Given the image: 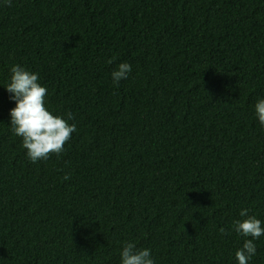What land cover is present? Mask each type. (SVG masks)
<instances>
[{"label": "trees", "instance_id": "16d2710c", "mask_svg": "<svg viewBox=\"0 0 264 264\" xmlns=\"http://www.w3.org/2000/svg\"><path fill=\"white\" fill-rule=\"evenodd\" d=\"M16 64L74 117L59 157L30 162L11 131ZM260 99L264 0H0V264H121L126 242L238 264L233 221L264 225Z\"/></svg>", "mask_w": 264, "mask_h": 264}, {"label": "clouds", "instance_id": "9594fccd", "mask_svg": "<svg viewBox=\"0 0 264 264\" xmlns=\"http://www.w3.org/2000/svg\"><path fill=\"white\" fill-rule=\"evenodd\" d=\"M12 0H4L5 6H11ZM109 64L112 60L108 61ZM132 66L120 63L111 73L114 86L118 87L121 80L128 78ZM10 82L5 87L10 94L9 99L15 102V107L10 110V127L12 133L22 138V146L26 149L27 158L32 163L47 161L51 155L59 157L64 152L65 144L77 131L75 124L68 121L74 119L72 113H67V119L54 115L45 106L47 88L41 86L39 74L33 73L19 64L10 68ZM255 115L261 128H264V99L255 104ZM70 174H65L63 179L69 180ZM249 209H242L240 217L243 220L233 221L234 231L245 237L243 246L236 251L235 258L238 264H249L256 255L255 241L264 236V225L254 215H248ZM221 234L227 235L225 229H220ZM250 238V239H249ZM121 264H155L150 249H138L135 243L126 242L120 252Z\"/></svg>", "mask_w": 264, "mask_h": 264}]
</instances>
